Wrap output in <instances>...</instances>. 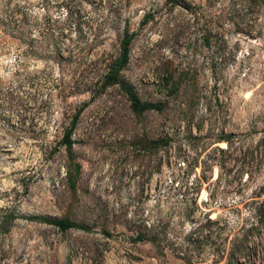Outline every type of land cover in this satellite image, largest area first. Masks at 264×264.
Returning <instances> with one entry per match:
<instances>
[{"label": "rangeland", "instance_id": "obj_1", "mask_svg": "<svg viewBox=\"0 0 264 264\" xmlns=\"http://www.w3.org/2000/svg\"><path fill=\"white\" fill-rule=\"evenodd\" d=\"M175 1L0 0V264H264V0Z\"/></svg>", "mask_w": 264, "mask_h": 264}, {"label": "trees", "instance_id": "obj_2", "mask_svg": "<svg viewBox=\"0 0 264 264\" xmlns=\"http://www.w3.org/2000/svg\"><path fill=\"white\" fill-rule=\"evenodd\" d=\"M172 1L174 2V5H175L176 1L175 0H172ZM135 38H136V34L129 33V32H126L124 34V37L122 39L121 46H120L119 56L111 64L108 72L105 75L104 87H110V86H116V85L119 86L123 90V92L126 94V96L128 97L132 111L137 115H142L145 112L152 111V110L162 112L165 108L164 104L142 101L137 95V93L134 91V89L125 80L122 79L121 72L129 62L130 46ZM80 114H81V111L75 116L70 127L65 130L63 141H62L63 145H65L67 148L69 159L71 160V162L75 161L74 154H73L74 142L72 140V135L76 127V124L78 122ZM75 171L76 173H79V166H75ZM73 177L74 175L72 174V172H69V179L71 180L73 179ZM9 219L12 220L13 218H9ZM27 219L33 222H45V223L51 224L57 227L62 232H67L70 229L80 228L78 224H76L75 222L71 221L68 218L54 219V218H47V217H29ZM137 239L141 240L143 239V236L139 234L137 236Z\"/></svg>", "mask_w": 264, "mask_h": 264}, {"label": "built area", "instance_id": "obj_3", "mask_svg": "<svg viewBox=\"0 0 264 264\" xmlns=\"http://www.w3.org/2000/svg\"><path fill=\"white\" fill-rule=\"evenodd\" d=\"M183 165H185V164H183ZM244 261V260H243Z\"/></svg>", "mask_w": 264, "mask_h": 264}]
</instances>
